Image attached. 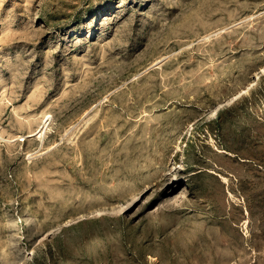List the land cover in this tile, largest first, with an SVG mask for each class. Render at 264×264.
<instances>
[{"label": "rangeland", "instance_id": "374dc122", "mask_svg": "<svg viewBox=\"0 0 264 264\" xmlns=\"http://www.w3.org/2000/svg\"><path fill=\"white\" fill-rule=\"evenodd\" d=\"M47 262L264 264V0H0V264Z\"/></svg>", "mask_w": 264, "mask_h": 264}, {"label": "bare ground", "instance_id": "6f19581e", "mask_svg": "<svg viewBox=\"0 0 264 264\" xmlns=\"http://www.w3.org/2000/svg\"><path fill=\"white\" fill-rule=\"evenodd\" d=\"M224 32V31H223ZM34 34V33H33ZM10 37H9V40L10 41H8L7 43H5V45H7L8 47H10V46H15V44H16V42H13L12 41V39L14 38V35H13V33H11L10 35H9ZM35 36V35H34ZM7 37V36H6ZM42 128H44V126H42ZM40 129L39 130V132H34L33 133V135L34 134H38V133H40L43 129ZM41 135H43V134H41ZM40 136V135H39ZM40 146V145H39ZM156 150V149H155ZM168 150V149H167ZM165 151V150H164ZM125 151H123V153H124ZM166 152V151H165ZM126 153V152H125ZM153 154V153H152ZM168 154V153H167ZM135 157V156H134ZM132 158V157H131ZM139 158V157H138ZM160 158V157H159ZM159 158H157V159H159ZM153 159V158H152ZM131 160V159H130ZM126 161V160H125ZM136 161V160H135ZM102 162V161H101ZM130 162V161H129ZM140 163V162H139ZM153 164V163H152ZM170 164V163H169ZM137 165V164H136ZM100 166V165H99ZM131 167H132V165H131ZM138 167H140V166H138ZM97 168V167H96ZM101 169V168H100ZM81 170V169H80ZM135 170V169H134ZM132 171V170H131ZM96 173H97V169H96ZM123 173V172H122ZM130 173V172H129ZM142 173V172H141ZM172 171H171V169L169 168V166L167 165V166H164L161 170H160V173H159V178L158 179H156L155 180V182H154V185H156V186H160V185H162V184H164L165 183V181L168 179V178H170L171 177V175H172ZM128 174V173H127ZM131 174H132V172H131ZM130 175V174H129ZM125 176H127V175H125ZM137 177V176H136ZM118 178V177H117ZM116 178V179H117ZM124 178V177H123ZM126 178V177H125ZM128 178V177H127ZM126 178V179H127ZM135 178V177H134ZM137 178H139V177H137ZM141 179V178H140ZM145 179H147V178H145ZM122 180V179H121ZM127 180H129V179H127ZM131 180V179H130ZM142 181H144V180H142ZM142 181H141V183H142ZM124 182V181H123ZM136 182V181H135ZM134 182V183H135ZM145 182H147V181H145ZM150 183V182H149ZM153 183V182H152ZM93 185V184H92ZM116 185H117V183H116ZM116 185L115 186H112V187H116ZM119 185H121V184H119ZM130 185V184H129ZM128 185V186H129ZM140 185V184H139ZM94 186V185H93ZM97 186V185H96ZM118 186V185H117ZM100 187H102V186H100ZM135 187H137L136 186V183H135ZM152 187V186H151ZM121 188V187H120ZM140 188H141V186H140ZM126 189V188H125ZM168 187L165 185V187L164 188H162V191H165V192H168ZM113 190V189H112ZM111 190V191H112ZM121 190V189H120ZM136 190V189H135ZM115 192V191H114ZM113 192V193H114ZM130 192H132V190L130 191ZM136 192H138V191H136ZM127 193V192H126ZM156 193V192H155ZM96 194V193H95ZM94 194V195H95ZM131 194V193H130ZM125 195V194H124ZM101 196V195H100ZM121 196V195H120ZM135 196V194H132L131 196H129L128 197V199L126 198V200H130V199H132L133 197ZM181 196V195H180ZM97 197V196H96ZM126 197V196H125ZM124 197V198H125ZM102 198V197H101ZM118 198H120V197H118ZM123 198V199H124ZM152 199V198H151ZM102 200H103V198H102ZM118 200V199H117ZM134 200V199H133ZM96 201H99V200H96ZM106 203H105V205H103L104 206V208H107V209H110V210H117V211H121L122 210V208H124L125 206H123V204L121 203V200H119L120 202L118 203V202H116V203H114L115 201L114 200H104ZM103 201V202H104ZM89 202H91V201H89ZM186 202V199H185V197H181V198H173V197H168V196H166V198L164 199V201H163V203H164V205H163V209H168V207H171V206H174V205H177V203H179V204H182V203H185ZM109 203H111V204H109ZM126 204H128V202L126 203ZM192 206V205H191ZM99 209V208H98ZM103 209V208H102ZM188 209V208H187ZM190 209V208H189ZM100 210H101V208H100ZM159 210H160V208H159ZM176 210V209H175ZM182 210H183V208H182ZM90 211H91V209H90ZM94 211V210H93ZM93 211L91 212V213H93ZM98 211V210H97ZM158 211V210H157ZM162 211V210H161ZM173 211V210H172ZM114 212V211H113ZM163 212V211H162ZM178 212V211H177ZM175 213V212H174ZM195 213V212H194ZM179 214H181V213H179ZM188 214H191V213H188ZM196 214V213H195ZM88 215V214H87ZM177 215V214H176ZM185 215V214H184ZM187 215V214H186ZM119 217H120V214L118 215ZM148 216V215H147ZM181 216V215H180ZM179 216V217H180ZM187 216H189V215H187ZM194 217H195V215H193ZM71 217V216H70ZM80 217H81V213H80ZM113 217V216H112ZM155 216H153V217H151V218H154ZM186 217V216H185ZM69 218V217H68ZM72 218V217H71ZM77 218H78V216H77ZM124 218V217H123ZM177 218V217H176ZM72 219H74V218H72ZM186 219V218H185ZM179 220V219H178ZM68 221V220H67ZM71 221V220H70ZM175 221H177V220H175ZM183 221V220H182ZM66 222V221H65ZM187 222V221H186ZM168 223V222H167ZM171 223H172V221H171ZM178 224V223H177ZM180 224V223H179ZM179 224H178V226H179ZM184 224H185V221H184ZM59 224H57V226H58ZM169 225H170V221H169ZM174 225V224H173ZM183 225V224H182ZM181 225V226H182ZM78 226H81V225H78ZM180 226V227H181ZM86 227H88L87 225H86ZM175 227V226H174ZM184 227V226H183ZM193 227V226H192ZM54 228V227H53ZM73 228H75V227H73ZM84 228V227H83ZM91 228V227H90ZM62 230V229H61ZM66 230H67V228H66ZM65 231V230H64ZM76 231H77V229H76ZM51 232V230L49 229L48 230V233H50ZM87 232V231H86ZM91 232H92V229H91ZM42 233V232H41ZM89 233V232H88ZM92 233H94V232H92ZM90 234V233H89ZM38 235V234H37ZM56 235V234H55ZM54 235V236H55ZM62 235V234H61ZM66 236H67V234H65ZM73 235H74V233H73ZM77 235V234H76ZM82 235V234H81ZM25 236V235H24ZM59 236V235H58ZM69 236V235H68ZM83 236V235H82ZM81 236V237H82ZM85 236V235H84ZM77 237V236H76ZM79 237V236H78ZM77 237V238H78ZM30 238V237H29ZM56 238V237H55ZM73 238H75L74 236H73ZM89 238V237H88ZM68 239H70V238H68ZM82 239V238H81ZM83 239H85V238H83ZM87 239V238H86ZM32 240V239H31ZM60 240V239H59ZM78 240H79V238H78ZM90 240V239H89ZM33 241V240H32ZM32 241H31V244H32ZM35 241V240H34ZM57 241V240H56ZM86 241V240H85ZM56 243V242H55ZM22 244V243H21ZM55 245V244H54ZM57 245V244H56ZM17 246H21V245H17ZM29 246V245H28ZM14 247V246H13ZM48 247V246H47ZM75 247V246H74ZM20 248V247H19ZM51 248V247H50ZM15 249V248H14ZM18 249V248H17ZM16 249V250H17ZM15 250V251H16ZM49 251H52V250H50L49 249ZM12 252H14L13 250H12ZM15 253H17V252H15ZM14 253V254H15ZM53 253V252H52ZM18 254L19 253H17V255L16 256H18ZM57 254V253H56ZM14 256V255H13ZM20 256V255H19ZM17 257V258H20V257ZM44 256V255H43ZM37 257V256H36ZM16 258V257H15ZM15 258H14V260H15ZM39 258V257H38ZM45 258V257H44ZM6 260V259H5ZM5 260L3 261V262H5ZM13 260V261H14ZM17 260V259H16ZM21 260V259H20ZM20 260H19V262H20ZM9 262L11 261L12 262V260H8ZM7 261V262H8ZM1 262H2V260H1ZM40 262V261H39ZM6 263V262H5ZM17 263V262H16ZM41 263H42V261H41ZM43 263H44V261H43ZM52 263V262H51ZM56 263V262H55ZM14 264V263H13ZM39 264V263H38ZM45 264H48V262L47 263H45Z\"/></svg>", "mask_w": 264, "mask_h": 264}]
</instances>
